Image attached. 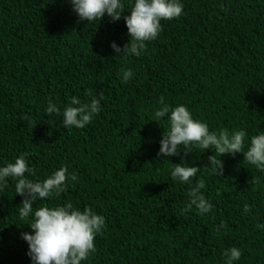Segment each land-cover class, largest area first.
Returning a JSON list of instances; mask_svg holds the SVG:
<instances>
[{
    "label": "trees",
    "instance_id": "trees-1",
    "mask_svg": "<svg viewBox=\"0 0 264 264\" xmlns=\"http://www.w3.org/2000/svg\"><path fill=\"white\" fill-rule=\"evenodd\" d=\"M182 3L140 56L117 57L111 43H129L123 16L88 23L68 0H0V164L25 154L29 179L61 166L77 176L37 203L71 202L105 217L84 264H223L232 246L237 264H264V172L243 153L180 146L177 156H158L168 123L153 118L163 97L210 131H264V0ZM101 92L102 110L83 129L46 113L49 99L62 111L72 96L87 102ZM182 160L200 168L191 180L203 181L208 214L183 211L189 185L170 176ZM22 200L11 181L0 191V264H32Z\"/></svg>",
    "mask_w": 264,
    "mask_h": 264
},
{
    "label": "clouds",
    "instance_id": "clouds-1",
    "mask_svg": "<svg viewBox=\"0 0 264 264\" xmlns=\"http://www.w3.org/2000/svg\"><path fill=\"white\" fill-rule=\"evenodd\" d=\"M79 21L92 23L109 17L112 22H118L122 16L127 28L129 43L123 48L113 41L110 47L117 57L133 55L140 56L145 44L157 38L161 21H171L182 15V0H130L128 15L125 13L124 0H68ZM132 76L131 70L123 72V81ZM101 92L97 97L82 102L72 96L68 105L61 111L49 99L46 113L61 117L62 127L66 130L83 129L101 110ZM160 107L154 111V121L167 117L168 128L160 140L158 156L173 157L180 152V146L195 147L203 150H214L215 153H243L244 162L264 172V131L247 138L243 129L210 131L206 123L194 119L191 112L183 104L174 107L167 104L163 97L159 100ZM245 144L247 147L245 148ZM187 152V151H186ZM213 157H210V162ZM218 168L212 169L216 174ZM200 168L188 166L183 160L175 164L170 176L174 182L189 185L188 201L183 211L193 208L200 214H208L213 205L206 199L201 189L203 181L193 184V178ZM28 174L27 176L25 174ZM33 169L28 166L25 154L14 158L13 162L0 164V191L13 182L16 196L23 197L17 208L20 220H29L27 224L31 233H22V239L28 245L27 255L32 264H84L95 252V238L106 227L105 217L92 209L85 207L80 210L71 202L49 206L44 202L54 199L67 190L70 182L77 180L74 173L61 166L46 175L42 180L29 179ZM34 205H36L34 207ZM248 209L244 208V212ZM264 230V224H258ZM223 264H237L241 259V250L235 246L223 251Z\"/></svg>",
    "mask_w": 264,
    "mask_h": 264
}]
</instances>
